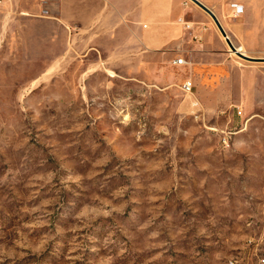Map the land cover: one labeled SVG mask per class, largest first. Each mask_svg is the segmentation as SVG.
Segmentation results:
<instances>
[{"label":"rangeland","instance_id":"rangeland-1","mask_svg":"<svg viewBox=\"0 0 264 264\" xmlns=\"http://www.w3.org/2000/svg\"><path fill=\"white\" fill-rule=\"evenodd\" d=\"M169 1L145 26L0 0V264H264V60Z\"/></svg>","mask_w":264,"mask_h":264},{"label":"crops","instance_id":"crops-1","mask_svg":"<svg viewBox=\"0 0 264 264\" xmlns=\"http://www.w3.org/2000/svg\"><path fill=\"white\" fill-rule=\"evenodd\" d=\"M238 1L237 3L241 4L243 8V12L238 16H231L229 7L231 2L227 5H217L212 12L215 14L220 24L223 22L230 29L231 25L240 27L238 33L233 30L231 31L232 35H235L234 40L237 43H242L239 45H242L246 54L247 51L264 52V47H260L263 49L259 51H256L257 48L253 47V43L256 40L264 44V36L258 38L259 29L264 25L262 7L259 2L248 4L247 0ZM59 5L61 15L64 16V20L69 25H74L78 22L85 24L89 20L93 21L99 18L108 21L109 13H111L113 9L119 12L133 11V20H140L146 23L145 26H153L159 22L166 21L174 13L169 0H59ZM227 17L230 18L227 19ZM126 23L127 21L122 19L118 20L116 23L113 21L111 25L122 26L126 25ZM221 37L223 40L225 39L222 35ZM211 65L213 66V64H210V66Z\"/></svg>","mask_w":264,"mask_h":264},{"label":"water","instance_id":"water-1","mask_svg":"<svg viewBox=\"0 0 264 264\" xmlns=\"http://www.w3.org/2000/svg\"><path fill=\"white\" fill-rule=\"evenodd\" d=\"M192 1L211 16V18L213 19L214 23L216 24L218 30L220 31L221 35L225 38V41H226L227 45L229 46V48L231 50H233L238 56L245 58V59H249V60H264V58L250 57L248 55L242 54L241 52H238L236 50L235 45H233V43L231 42V40L227 36L225 30L223 29L222 25L220 24L219 20L217 19L215 14L212 12V10L209 9L207 6H205L203 3H201L199 0H192Z\"/></svg>","mask_w":264,"mask_h":264},{"label":"built area","instance_id":"built-area-1","mask_svg":"<svg viewBox=\"0 0 264 264\" xmlns=\"http://www.w3.org/2000/svg\"><path fill=\"white\" fill-rule=\"evenodd\" d=\"M229 7H230V14L231 16L235 17V16H238L240 15L242 12H243V8H242V5L237 3V2H231L229 4ZM183 62V59L182 58H178L177 59V64H181ZM181 90L185 93H190L191 92V84L190 82H184L182 87H181ZM241 111L238 110V113H240ZM224 139V142L226 141V138H223Z\"/></svg>","mask_w":264,"mask_h":264},{"label":"bare ground","instance_id":"bare-ground-1","mask_svg":"<svg viewBox=\"0 0 264 264\" xmlns=\"http://www.w3.org/2000/svg\"><path fill=\"white\" fill-rule=\"evenodd\" d=\"M235 47H236V50H237L238 52H241L242 54L246 55V51L242 48V45H241V46H240V45H238V46L235 45ZM227 48H228V50H229L231 53L236 54L233 50H231V49L229 48V46H227ZM109 75L113 76L114 74H113V73H110Z\"/></svg>","mask_w":264,"mask_h":264}]
</instances>
